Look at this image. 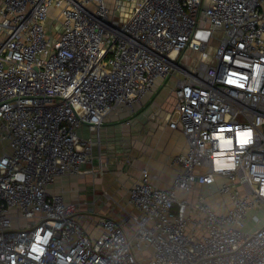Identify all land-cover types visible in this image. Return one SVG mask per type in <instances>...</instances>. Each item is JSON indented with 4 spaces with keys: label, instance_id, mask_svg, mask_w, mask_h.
Segmentation results:
<instances>
[{
    "label": "built area",
    "instance_id": "built-area-1",
    "mask_svg": "<svg viewBox=\"0 0 264 264\" xmlns=\"http://www.w3.org/2000/svg\"><path fill=\"white\" fill-rule=\"evenodd\" d=\"M174 70L179 170L161 188L143 169L132 210L91 236L49 186L90 159L80 126L98 134ZM0 141V264H264V0H1Z\"/></svg>",
    "mask_w": 264,
    "mask_h": 264
},
{
    "label": "crops",
    "instance_id": "crops-1",
    "mask_svg": "<svg viewBox=\"0 0 264 264\" xmlns=\"http://www.w3.org/2000/svg\"><path fill=\"white\" fill-rule=\"evenodd\" d=\"M180 57L178 63L183 66ZM172 76L176 77V70L158 81L153 92L132 111L110 113L98 134L87 125L78 128L80 136L92 140L90 159L80 165L77 174L56 179L49 190L62 193L75 204V217L91 236L100 232L101 218L121 220L126 211L132 210L126 205L128 189L140 179L143 169L149 172V180L161 188L169 187L179 170L171 165L170 158L185 149L186 141L179 131L169 129L164 120L167 111L174 109L176 97L172 98L173 107L161 97L163 84ZM197 191L206 189L196 185L194 193ZM208 199L219 208V200Z\"/></svg>",
    "mask_w": 264,
    "mask_h": 264
},
{
    "label": "rangeland",
    "instance_id": "rangeland-1",
    "mask_svg": "<svg viewBox=\"0 0 264 264\" xmlns=\"http://www.w3.org/2000/svg\"><path fill=\"white\" fill-rule=\"evenodd\" d=\"M123 8H126V6L124 5ZM123 9L122 10H117L115 12V16L119 21H122V16H123ZM50 24H52V22H50ZM221 36V32L220 31H214L213 36L210 38L208 44L205 47V54H206V58L205 61L207 63H214V53L218 44V38ZM204 56L202 54V51H196V50H192L190 48H187L186 50L182 51L181 53V61H183V63H185L186 61H188V66L189 68L194 67L198 60ZM175 81H176V77H171L169 78V80L167 82H165L163 84V88H162V95L161 97L164 98L169 104L172 103V98L175 97L174 95V85H175ZM173 107V103L171 105ZM170 111V110H169ZM167 111V112H169ZM176 118V115L173 116V119ZM8 149L7 147V142L5 141H0V155H2L4 152H6ZM198 192V191H197ZM214 200H219V202H222L223 199L219 198L217 196L213 197ZM120 205V204H119ZM251 224V223H249Z\"/></svg>",
    "mask_w": 264,
    "mask_h": 264
}]
</instances>
